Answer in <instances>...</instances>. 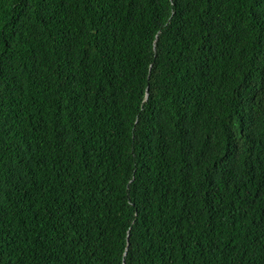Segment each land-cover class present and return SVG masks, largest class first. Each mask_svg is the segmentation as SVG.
Here are the masks:
<instances>
[{"label":"trees","instance_id":"16d2710c","mask_svg":"<svg viewBox=\"0 0 264 264\" xmlns=\"http://www.w3.org/2000/svg\"><path fill=\"white\" fill-rule=\"evenodd\" d=\"M0 264H264V0H0Z\"/></svg>","mask_w":264,"mask_h":264}]
</instances>
